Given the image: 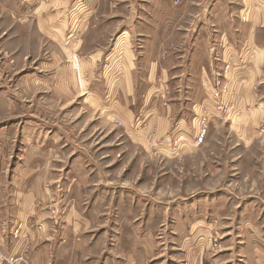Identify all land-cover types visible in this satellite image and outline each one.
I'll return each instance as SVG.
<instances>
[{
  "label": "rangeland",
  "instance_id": "rangeland-1",
  "mask_svg": "<svg viewBox=\"0 0 264 264\" xmlns=\"http://www.w3.org/2000/svg\"><path fill=\"white\" fill-rule=\"evenodd\" d=\"M128 1L134 9L144 8L145 13L149 8L160 10L164 6L160 0H99L93 13L94 7L85 0H60L55 5L46 0H0V211L4 215L6 210H16L8 206L15 197L11 191V175L16 172L11 163L15 155L29 151L35 161L34 150L29 147L36 148L44 142L47 148L43 150L61 155L49 163L43 177L49 190L44 200L50 210L51 226L54 230L62 227L71 206L76 213L91 219L94 231L104 232L95 248H88L84 255H100L103 249L106 252L110 248L125 253L135 248L136 238H141L145 239V252L149 246L156 259L167 257L175 246L174 239L187 230V220L196 216L214 220L210 233L200 237L202 244L206 239L210 253L221 249L220 235L224 231H230L227 236L234 239L233 251L238 248L236 242L250 246L254 233L264 241V120L255 128L238 127L237 111H218L208 99L213 109L206 111L208 122L200 143L196 142V135L194 142L184 145L178 139H166L163 143L171 148L170 152L152 153L132 143L125 130L115 124L113 110L123 98L111 94L119 86L107 72L114 71L118 63L113 67L107 62L99 65L101 70L104 66L107 76H96L87 84L79 59L72 60L78 54L74 35L83 18L96 25L94 37L89 40L107 48L118 32L121 18L128 22ZM212 1L187 0L174 18L155 17L165 21L169 30L162 34L152 25L144 29L148 45L159 49L165 58L172 50L184 51L194 35L193 25L204 18V9ZM213 28L211 31L210 27V33L219 32L217 27ZM243 29L246 31L245 26ZM207 35L200 39L204 41ZM118 36L116 40H123V35ZM234 42L239 46L243 43L237 37ZM212 44V64L205 69L211 86L222 82L220 90L227 82L226 67L232 70L233 62L229 59L233 54L227 52L229 59H223L222 43ZM156 85H160L159 78ZM189 110L190 117V106ZM197 115L198 112L190 117L193 129ZM239 120L242 123L240 117ZM198 124L199 120L195 125ZM152 132L147 134V149L154 148L150 141ZM66 185L69 190L65 191ZM111 189L118 197L127 191L128 200L108 204L105 196ZM41 201L36 199V205L40 206ZM2 220L0 227L5 228ZM5 220L8 222V217ZM15 230H11L12 235L19 234ZM106 237L114 242L112 247ZM130 237L133 246L129 244ZM57 259L54 264H60L61 257ZM156 259L151 264H156ZM27 262L17 253L0 252V264Z\"/></svg>",
  "mask_w": 264,
  "mask_h": 264
},
{
  "label": "crops",
  "instance_id": "crops-1",
  "mask_svg": "<svg viewBox=\"0 0 264 264\" xmlns=\"http://www.w3.org/2000/svg\"><path fill=\"white\" fill-rule=\"evenodd\" d=\"M58 1L60 0H46L54 5ZM98 1L85 0L88 5L94 7L93 13ZM160 1H163L165 7L158 8L160 10L149 8L150 11L147 13L144 8L134 9L132 2L128 1V22L127 20L123 22L121 18L116 33L119 36L123 35L124 38L127 35V38L121 40L118 36V41L115 35L113 42L107 48L89 40L93 36L92 32L95 31L96 25L85 18L74 35L76 41L73 43H76L83 75L88 81L86 83L91 82L96 76L105 77L108 74L119 86L114 87V92L111 93L123 98H120L122 103L119 107H115L112 114L122 123L118 125L116 120V126L125 130V136L132 143L156 154L170 152L171 148L163 143L166 139H178L183 145L194 142L196 133L190 117L196 112L199 114L201 110L205 109L210 113L213 109L208 100L211 90L207 85L211 83L207 80L206 69L212 64L211 46L215 42L222 43L223 59H229L228 53L233 54L232 59H229L231 63L233 62V67L226 75L227 92L223 95V99L236 103L237 108L234 110L238 112L237 115L242 120L240 123L238 117V127L259 126L264 120V0H236L235 3H229L227 0L212 1L204 9V18L193 25L194 35L185 47L187 49L184 48V51L178 49L175 53L172 50L167 58L160 55L159 49L154 50L148 45V38L143 33L144 29L152 25L160 29V33L165 34L169 30L166 29L167 25H164L165 21H158L155 17L174 18V15L185 7L187 0H182L179 4H175L174 0ZM150 21L162 24H151ZM244 26L246 31L241 30ZM210 27L211 31L215 30L213 27H217L219 32L210 33ZM230 33H233L232 37ZM205 35H207L206 39L202 41L200 37ZM235 36L243 42L240 46L238 42H234ZM198 49L201 50L200 53ZM246 50L249 51L248 54L244 52ZM104 62L112 63V67L118 63V67L112 72L108 70L106 74L104 66L102 70L99 67ZM174 64L179 66L173 67ZM181 64L187 67H181ZM169 72L172 73L171 77ZM198 77L199 80H197ZM158 78L159 87L156 85ZM87 93L90 94V92ZM228 95L231 99L226 98ZM109 106L111 108V105ZM189 106L193 111L190 117ZM151 130L153 136L150 141L154 148L147 149L146 145L149 142L147 134ZM29 148L34 150L32 156L35 157V161L31 160V153L27 151L23 154L17 153L11 163V167L16 171L11 175L13 184L11 191L14 192L15 197L8 206L16 210L12 213L6 210L4 215L0 211V219L3 218L2 222L5 223V228L0 227L1 254L17 253L27 259V264H54L59 256L60 264H80V262L82 264H151V261L156 259V256L149 252V246L146 248L148 252L143 250L145 239L141 238L135 239V250L133 248L125 250V253L124 251L117 253L110 248L106 252L103 249L100 255H84L88 248L93 246L95 248L104 232L94 231L91 219L76 213L71 206L64 217L62 227L54 230L51 226L50 210L47 209L46 200H44L48 197L49 190L45 187L43 177L47 175L49 163L55 160L54 157H61V155L50 154L43 150L47 148L44 147V142H41L39 147ZM73 175L74 173L72 179L75 180ZM52 187L54 189L55 186ZM66 190H69L67 185ZM127 193L124 191L118 197L116 191L111 189L106 191L105 197L108 204L110 201H116L118 205V199L128 200ZM38 198L42 200V203L39 202L40 206L35 203ZM6 217L9 219L8 222L5 220ZM202 217L196 216L194 219L187 220V230L177 235L179 239L175 238L174 243L172 242L175 246L171 248L169 255L163 258L158 256L156 264L163 262L166 264H264V248L262 247L264 241L257 233H254L250 246L246 243L244 247V244L236 242L238 248L233 251L231 241L234 239L227 236L230 231L220 232L222 233L220 235L221 249L210 253L206 239L202 244L200 237L210 233L214 227L212 223L214 220ZM144 220L148 223V219ZM18 225L21 226L17 228ZM38 225L40 229L36 228ZM16 228L19 234L12 235L11 230ZM106 238L109 240V246L112 247L114 242ZM131 241L130 237L129 244L133 246ZM201 245L205 248H201ZM160 258L162 263L159 262Z\"/></svg>",
  "mask_w": 264,
  "mask_h": 264
},
{
  "label": "built area",
  "instance_id": "built-area-1",
  "mask_svg": "<svg viewBox=\"0 0 264 264\" xmlns=\"http://www.w3.org/2000/svg\"><path fill=\"white\" fill-rule=\"evenodd\" d=\"M180 2H181V0H174L175 4H179ZM244 52L246 54L249 53L248 50H246ZM74 57L78 58V56L76 54H74L72 56V60ZM229 71H230L229 66H227L224 73L227 74ZM225 78H226V76H225ZM221 83H222L221 81L220 82L216 81L214 86L209 85V90H211V95H210V97L208 96V99L212 100V102L215 105L214 107L216 110L228 112V111L233 110L237 107H236V103H231V102L225 101L223 99V93L226 92V90H227V87H226L227 82H224L221 89L219 90V86L221 85ZM207 95H208V93H207ZM228 103L231 104L229 107L227 106ZM201 112L202 113L201 114L199 113L194 119L195 120L194 122L199 120L198 127L196 126V128H195V131H196L195 135H196V142L197 143H200L203 140L204 135H205V130H206V124L208 122V119H207L208 116H207L206 110H201ZM119 125H122V123L120 121H119ZM215 240H216V238H214V241Z\"/></svg>",
  "mask_w": 264,
  "mask_h": 264
},
{
  "label": "bare ground",
  "instance_id": "bare-ground-1",
  "mask_svg": "<svg viewBox=\"0 0 264 264\" xmlns=\"http://www.w3.org/2000/svg\"><path fill=\"white\" fill-rule=\"evenodd\" d=\"M226 92H227V90H226ZM226 92H224L223 94H225ZM116 122H119V120H117Z\"/></svg>",
  "mask_w": 264,
  "mask_h": 264
}]
</instances>
